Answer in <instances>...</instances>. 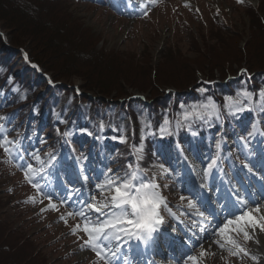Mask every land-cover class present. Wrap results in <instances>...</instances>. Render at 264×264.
<instances>
[{"label":"rangeland","instance_id":"374dc122","mask_svg":"<svg viewBox=\"0 0 264 264\" xmlns=\"http://www.w3.org/2000/svg\"><path fill=\"white\" fill-rule=\"evenodd\" d=\"M51 1L49 6L54 12L61 13L63 17L61 21L58 20L61 16L59 14L55 19L57 24L62 25L65 22L64 27H66L63 33H59L57 29L53 30L54 36L61 34L63 38H67V34L72 33L79 40V48L87 49L86 54L94 49L95 56L93 55V58H98V62L102 59V64L98 63L93 67L92 75L109 81L110 86L115 90L109 91V94L97 90L85 91L84 88L80 89L83 84L81 78H72V88L76 92L79 89L81 92H78L83 97L89 94L92 100L98 99L104 104L120 102V108L126 111L132 110L130 107L134 104L133 102L149 103L148 105L152 107L161 104L164 110L170 111L174 107L181 106L184 120H187L199 111L200 106L198 102L193 101H189L187 104L185 99L196 96L197 91H203L204 81H209V79H213V82L224 81L223 72L227 74L229 71H233L230 73L231 79H234L232 77H236V79L230 81L225 88L234 94H224L223 97L228 99V105L224 108L230 110L234 105L235 111L241 103L238 100L240 96L238 94L247 95L245 98L247 101L253 100L254 94L242 85V87L239 86L245 76L250 78L247 83L249 87L256 88L255 90H257L259 82L264 83V71H255L256 66L247 64L246 59L229 61L231 60L229 55L233 49L238 46L243 50L248 43L249 48H256L255 51L253 50L255 55L251 52L248 54L251 59L264 58V0H243L242 3H238L237 0ZM14 16L16 15H11V18L15 19ZM16 17L22 18V16ZM37 19L39 20V18ZM14 30L2 29L0 36L3 39L13 38ZM16 31L15 34H18L19 37V30ZM12 50H17L16 53L12 52L15 56L21 53L19 56L22 55L25 60H28V56L22 48L14 47ZM101 50L107 54L103 55L104 51ZM0 54L3 53L0 52ZM59 54V56H65L64 51H60ZM110 54L112 55L108 57ZM44 55L50 61L62 63L60 66L63 69H72L68 67L70 63L66 56L56 58L47 53ZM87 57L89 58L88 55ZM11 61H16V65L21 63L15 58H12ZM249 65L252 67L251 69H254L252 74L239 76L238 69L241 66ZM45 81L48 82V86L52 85L49 77H46ZM112 82L120 85L111 84ZM231 86L234 88L233 90ZM259 86L261 87V84ZM40 90L45 89L41 88ZM262 92H264V86L260 89V97L263 99ZM129 98L137 99L129 102ZM208 100L212 101V98ZM3 105L8 104H0V111ZM14 108L15 106H12L11 109ZM217 110H219L217 107L205 105V113L208 117L217 114ZM244 110L246 111V109ZM237 113L239 114V111L235 114ZM126 114L128 113L126 112ZM3 121V117H1L0 141L6 137L10 143L5 145L9 152H5L4 148L0 147V218L4 222H11L14 228L23 230L25 238L30 240L29 249L35 254L36 252L41 254L45 258L46 264H104V261L99 260L91 248L86 245L85 241L88 236L83 231L84 225H98L120 213L121 209L116 208L111 201L116 185L131 181L139 186L147 184L149 179L153 182L148 184L158 185L159 187L155 191L159 190L167 203V208L162 206L159 212L162 213L164 219L167 220L170 217L172 221L171 225L169 223L161 225L164 228L163 231H175L172 237L183 238V244L190 246L186 253L181 254L180 251L177 253L181 255L174 261V264H186V262L191 264L187 260L188 256H198L201 245L209 252V255L202 259L201 264L262 263L261 257L253 252V239L245 240L242 233L234 231L235 224L229 226L227 235L245 248L248 255L243 253L237 256L231 255L228 248L232 245L227 244L220 237L219 229L229 220L235 221L238 216L231 215L230 219L217 225L215 216L208 215L191 194L197 183L194 179L186 176L187 164L183 152L186 150L193 154L194 150L179 148L178 153L170 151L171 154L166 158H164V154H159L154 160L159 162L156 174L150 168L152 167V158H148L149 154L144 153L142 149L143 138L146 135L144 134L143 138L139 140L141 148L132 146L129 154L130 159L128 158L122 165L118 166L121 162L120 158L105 159L106 169L104 171L101 172L100 169H97L98 171L90 176L87 175L84 179H81L77 174H66L65 181H62L59 176L64 172L61 165V160L64 159L62 154L54 162V166L59 165L58 168L52 169V172L50 170L43 171L45 164H39V155L49 153V142L52 137L45 133L43 138L48 141L40 146L41 134L39 138L35 136L29 141L28 132L19 133L17 136L19 143L17 144L18 141H16L17 145H14L12 135L16 136L17 133L13 129L15 123L18 122L5 123ZM130 125L128 135L136 136L137 122L131 121ZM151 126H148L147 134L150 132ZM45 128L47 126L41 127V133L47 131V129L44 130ZM262 130L264 133V127ZM256 131L257 128L255 129L254 126L248 137L250 143L258 137L254 136ZM227 139L231 140L232 137L229 136ZM128 143L129 145L133 144V142ZM208 148L211 149V147ZM212 150L214 152L215 148ZM116 152L117 150L114 155L117 154ZM122 156L124 155L122 154ZM58 161L60 163H57ZM148 161L151 163L148 164ZM29 165L32 166V183H29L25 177ZM49 168L51 169V167ZM150 169L152 171H148ZM176 171L180 173V176H176ZM67 172L73 173L74 171ZM203 177L205 178V176ZM109 181L113 183L109 184ZM33 183H38L40 188L33 187ZM181 197L184 199L182 200ZM189 201H192L195 207H190ZM53 204L57 206L56 209L52 208ZM89 205L99 207L100 211H96ZM257 206L264 211V199L252 208L255 210ZM127 211L130 212L131 209H127ZM70 212H83L84 215L69 216ZM199 213H203V216ZM256 215L259 218L260 215H264V212L260 210L256 212ZM170 220L167 221L170 222ZM244 224L245 221H240L241 226ZM77 225L80 227L77 228ZM73 229L76 231L74 232ZM246 230L252 236L251 229L247 228ZM108 231L121 237L119 240L110 238L109 241H104L110 264H123L122 258L118 262L121 250L127 249L129 252L139 253L141 247H145L142 244H145L146 240H138L135 236L126 235L118 229H109ZM262 233L264 234V232ZM165 238L167 237L161 238V235L158 237L161 247L166 251L168 245L163 242ZM218 239L225 243L224 248L213 243ZM167 242L175 243L174 241ZM139 243H142L141 247H139ZM159 246L158 243L157 245L152 244V247L155 248ZM168 253L164 252L167 258L162 257L163 255H154L149 260L154 258L158 263L171 261L169 257L174 256V253L172 250ZM253 256L256 257L255 260L252 259Z\"/></svg>","mask_w":264,"mask_h":264},{"label":"trees","instance_id":"16d2710c","mask_svg":"<svg viewBox=\"0 0 264 264\" xmlns=\"http://www.w3.org/2000/svg\"><path fill=\"white\" fill-rule=\"evenodd\" d=\"M49 3L52 1L0 0V30L15 29L14 32L19 30L20 34L18 37V34L13 33V38L8 39H3L0 36V52L3 53L0 54V104H8L3 105L0 118L3 117L5 123L18 122L15 123L13 129L17 133L16 136L12 135L14 145L18 144L16 141L19 140L17 137L19 133L28 132L30 139L34 136L38 138L41 127L47 126L44 129L47 131L41 133L40 146L48 141L43 138L45 133L51 136L52 140L49 142L50 145L48 143L49 153L39 155V164L49 165L58 157L59 152H64L69 158L64 163L67 168L72 169L76 165L82 167L84 154L88 155L91 151L95 153L101 148L109 150L115 147L117 154L112 153L110 159L120 158L121 162L118 165L120 166L130 157L132 146L141 148L139 140L146 134L143 138L142 149L144 153L149 154L148 158H152V167L150 168L156 173L159 164L157 160L154 161L158 157L155 154L157 150L176 148L179 141L189 140L191 129L197 130L206 140L217 135L222 123L233 125L238 118L255 113L264 117V98L262 99L259 93L264 83L259 82L261 87L257 84V90H255L256 88L249 87L247 84L250 78L246 76L239 83V86L242 85L249 92H252L254 94L253 100L247 101L245 95H243L244 97L240 95L238 100L241 103L237 107L239 114H235L237 111H235L234 105L230 110L224 108L228 105V99L223 97L224 94H234L225 88L230 81L236 79V77L234 79L229 77L232 76L230 73L233 71H229L227 74L223 72L224 81L227 80L226 84H222V82L209 85L204 83L203 91H197L196 96L185 99L187 104L189 101H193L198 102L200 106L199 111L187 120H184L181 106L174 107L170 111L164 110L161 104L152 107L148 105L149 103L133 102L134 104L130 107L132 110L126 111L120 108V102L104 104L98 99L92 100L89 94L83 97L72 88V78L80 77L83 81L80 89L84 88L85 91L97 90L109 94V91L115 90L110 86L109 81L92 75L93 67L98 63L102 64V59L98 62V58H93L94 49L86 54L87 49L79 48V40L72 33L67 34V38H63L61 34L54 36L53 30L57 29L59 33H63L66 27H64L65 22L62 25L57 24L55 19L60 14L58 20L61 21L63 19L62 14L58 11L54 12ZM9 14L22 16V18L19 19L14 16L15 20ZM247 45V49L245 47L244 51L238 46L233 49L229 55L231 59L229 61L246 59L247 64L256 66L255 71H264V58L251 59L248 54L251 52L255 55L253 52L256 48H249ZM14 47L22 48L27 54L28 60H25L22 55L19 56L21 53L17 56L12 54V52L16 53L17 51L12 50ZM60 51H64L65 56L69 59L68 67L72 68L71 70L63 69L60 66L62 63L50 61L44 55L47 53L51 57L64 58L63 55L59 56ZM105 53V51L102 52L103 55L107 54ZM103 55L102 57L105 58ZM76 57L78 58L76 59ZM12 58L21 61V63L16 65V61H11ZM251 68L250 65L241 66L238 70L245 69L240 75L249 76L254 71ZM46 77H49L51 86H48V82L45 81ZM253 77L255 76L253 75ZM41 88L45 90L41 91ZM211 98L212 101H207ZM128 100L130 102L136 99L129 98ZM121 101L124 102L125 100ZM205 105L217 107L218 113L208 117L205 113ZM12 106H15L13 110L11 109ZM244 109L248 110L249 113H244ZM131 121H136L138 124L136 136L128 135ZM149 125L152 126L147 134ZM243 126L240 124L239 128L243 129ZM128 142H133V144L129 145ZM148 162V164L151 163ZM94 164L96 165L95 162ZM99 166L102 167V164ZM151 169L148 171H152ZM29 241L25 238L23 230L14 228L11 222H4L0 218V264H46L45 258L41 254L37 252L35 254L29 249Z\"/></svg>","mask_w":264,"mask_h":264},{"label":"snow or ice","instance_id":"6c2138e0","mask_svg":"<svg viewBox=\"0 0 264 264\" xmlns=\"http://www.w3.org/2000/svg\"><path fill=\"white\" fill-rule=\"evenodd\" d=\"M238 3H242L243 0H237ZM264 96V92L261 93ZM10 143L5 137L4 140L0 141V147L4 148L5 152H9V149L5 147L6 144ZM32 166L29 165L27 171L25 172V177L28 179L29 183H32ZM134 178V176H133ZM113 183L109 181V184ZM33 187L40 188L38 183H33ZM158 185L152 184H140L136 186L131 181H125L122 185H116L113 190V195L111 196V201L116 208L121 209L118 215H114L111 219L100 223L98 225L89 226L85 224L83 231L87 234L88 239L85 241L86 245L91 248V250L96 254L99 260L104 261V264H110L108 255L105 251L106 245L104 241H109V239L119 240L121 237L113 232H109V229H118L120 232H124L126 235L135 236L138 240L149 239L152 233L156 232L157 225L163 222L162 217L159 214L160 208L163 206L167 208V203L165 198L160 192L155 191ZM183 200L184 197H181ZM106 206V205H105ZM190 207H195L192 201H189ZM91 208H95L96 211H100L99 207L95 205H89ZM53 209H56L55 204L52 205ZM131 209V211H127ZM171 210L169 209V212ZM256 212L260 211L259 206L255 209ZM81 215L83 212L79 213H68L69 216ZM203 216V213H199ZM63 219V217H61ZM240 221H245L243 226L240 225ZM235 224L236 227L233 229L236 232L243 234L245 240L253 239L247 228H251L253 231L257 228L261 232H264V215H260L258 219L250 216L248 212H244L241 216L236 217L235 221L229 220L222 228L219 229V235L226 241L227 244L232 245L228 248L231 255L237 256L243 253L248 255L245 248L241 247L234 239H231L227 232L229 231V226ZM126 226V227H119ZM77 228L80 226L77 225ZM75 232L76 229H73ZM213 243L219 245L220 248L225 247V243L221 240H215ZM256 243H259L257 240ZM115 255V253H113ZM209 255L208 250L201 245V251L198 256H188L187 260L191 264H201L202 259ZM252 259H256L255 256ZM187 264V262H186Z\"/></svg>","mask_w":264,"mask_h":264},{"label":"bare ground","instance_id":"6f19581e","mask_svg":"<svg viewBox=\"0 0 264 264\" xmlns=\"http://www.w3.org/2000/svg\"><path fill=\"white\" fill-rule=\"evenodd\" d=\"M261 141L264 143V138H261ZM186 159H189L191 161L190 157H187ZM200 163L201 166H203V168H206V156L204 155H198V159H197ZM196 169V168H193ZM200 171H202V169H199ZM197 172V169H196ZM210 173V172H209ZM261 212H264L262 208H260ZM251 217L258 219V216L256 215V211L253 208H250L247 211ZM251 229V228H250ZM251 233H252V248H253V252L257 255H259L262 259V263L264 264V234L259 230V228L255 229L254 231L251 229ZM259 241V243H256V241Z\"/></svg>","mask_w":264,"mask_h":264},{"label":"water","instance_id":"95a60500","mask_svg":"<svg viewBox=\"0 0 264 264\" xmlns=\"http://www.w3.org/2000/svg\"><path fill=\"white\" fill-rule=\"evenodd\" d=\"M74 87H76V86H74Z\"/></svg>","mask_w":264,"mask_h":264}]
</instances>
